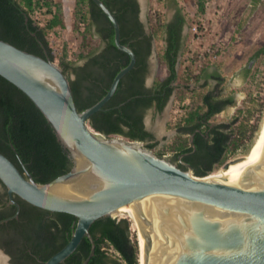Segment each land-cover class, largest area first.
Returning a JSON list of instances; mask_svg holds the SVG:
<instances>
[{"label": "trees", "instance_id": "obj_1", "mask_svg": "<svg viewBox=\"0 0 264 264\" xmlns=\"http://www.w3.org/2000/svg\"><path fill=\"white\" fill-rule=\"evenodd\" d=\"M100 1L114 15L119 25L120 43L132 49L136 62L134 68L119 81L116 91L102 110L89 118V128L106 138L119 136L127 142H143L144 148L152 151L156 142L144 129V117L150 108L160 113L175 90L173 103L179 105L183 115L174 126L167 124V128L174 130L176 135L154 152L156 156L161 158L169 154L180 169L186 170L182 163L187 164L192 168L193 176L205 177L217 171L239 152L247 155L261 124L250 125V117L243 115V109L237 110L236 115L227 123L209 124L213 116L226 107L235 106L233 97H221L216 91L206 90L208 81H215L217 86L223 81L217 69L208 71L210 66H214L210 56L206 55V61L197 74L187 69L186 78L180 80L175 71L179 45L175 44V39H171V33L165 39L166 48L160 49L158 53L159 69L155 82L151 88L145 89L146 60L151 53V40L160 43L163 40V29L167 25L162 16L156 14L153 21L149 20L151 34L145 36L138 22L137 0ZM207 1L192 0L195 20L191 24L198 23L199 18L204 16ZM260 1L253 0L255 4ZM42 9L50 17L42 26H38L31 14ZM63 15L60 1L0 0V40L53 62L54 57L46 37L56 35L66 28ZM73 19V31L80 37L78 54L74 60L65 61L67 54L66 49H63L59 66L69 80L77 111L82 112L106 94L115 75L128 64L129 57L115 47L112 25L92 0H74ZM183 22V19L179 20L180 25ZM92 28L104 43L99 52L92 45ZM184 52L185 49L182 55ZM262 54L264 45L255 52L253 58ZM79 61L83 63L76 65ZM165 67L169 71L167 76L163 74ZM68 72L72 74V79ZM241 74L244 79H248L250 65ZM172 83L176 86L170 87ZM190 84L195 87L190 89ZM0 153L23 173L20 160L39 184L67 173L72 167L67 152L58 143L41 113L23 93L1 77ZM181 155L184 156L179 162L178 157ZM19 204L21 217H27L28 225L37 228L38 236L41 237V243L36 241L34 244L29 239L28 231L22 233V239H17L23 241L22 258L25 264H44L69 241L76 219L67 214L43 212L21 201ZM118 218H101L90 226L89 233L95 249L86 264H139L137 235L135 230V233L131 231V220ZM90 248L89 240L84 237L63 264H83ZM27 249L31 254L26 252ZM17 264H20L18 260Z\"/></svg>", "mask_w": 264, "mask_h": 264}, {"label": "water", "instance_id": "obj_2", "mask_svg": "<svg viewBox=\"0 0 264 264\" xmlns=\"http://www.w3.org/2000/svg\"><path fill=\"white\" fill-rule=\"evenodd\" d=\"M92 2L111 23L114 45L129 62L106 94L82 112L60 66L0 40V77L31 101L72 163L67 173L39 184L20 160L23 173L0 153V183L17 208L14 216L16 196L31 207L76 219L69 241L44 264H63L84 237L91 244L86 264L95 249L90 226L114 218L126 205L136 208L143 264H264V126L247 155L235 156L210 179L193 176L189 165L182 163V170L138 141L91 130L87 121L102 110L136 62L132 49L120 43L114 15L100 0ZM138 2L144 20L147 0Z\"/></svg>", "mask_w": 264, "mask_h": 264}, {"label": "rangeland", "instance_id": "obj_3", "mask_svg": "<svg viewBox=\"0 0 264 264\" xmlns=\"http://www.w3.org/2000/svg\"><path fill=\"white\" fill-rule=\"evenodd\" d=\"M55 1H60L62 4L66 28L59 31L56 35H47L46 40L55 58V64L59 66V57L63 49H66L67 54L65 61L75 59L78 54L80 37L77 32L73 31L74 0ZM213 3L211 0L204 19L208 26L206 40L208 42L213 41V36L215 37L216 35L221 40L219 45L223 43L222 51L225 53L219 55L220 57L213 62L214 66H210L208 71L213 72L217 69V73L223 81L219 86L216 85L215 81H208L206 90L216 91V94L221 97H233L235 106L226 107L221 113L213 116L210 119V123L214 125L227 123L236 115L237 110L243 109V115L250 117V125H260L264 116V54L257 58H253V55L264 45V0H261L258 4H255L253 0H213ZM192 4V0H189V2L188 0H170L168 4L166 0H147V8L144 15L148 20L153 21L156 14H160L162 19L165 20L172 9L178 7L185 17L187 26H189L195 20ZM49 17L45 9L34 11L31 14V18L38 26H42ZM80 28L82 31V27ZM92 32L94 34L92 45L99 52L103 49L104 43L95 35L94 28H92ZM159 44L157 43L154 47L157 49L160 47ZM203 45L204 43L200 46L203 47ZM184 49L186 52V45ZM82 63L83 61H79L76 65H81ZM247 65H250V74L248 79H244L241 72ZM68 73L72 79V74ZM177 76L180 80L186 78L181 70L178 71ZM201 83L202 81L196 85V88ZM194 87L193 84H190L189 88L193 89ZM177 108H180L179 105L172 103L167 111L164 110L162 115H158L153 111L146 113L144 117L145 128L157 140L155 149L151 151L152 153L169 143L173 130L168 129L167 124L171 127L169 118L176 117L177 120L180 119L179 115L181 113L173 114V111ZM139 144L144 148L145 143L139 142ZM239 154L241 152L237 155ZM163 158L169 160L171 157L169 154H165ZM231 160L232 158L229 161ZM222 167L215 172L220 171ZM114 216L119 217L118 219L126 218L116 214ZM131 231L134 232L132 224Z\"/></svg>", "mask_w": 264, "mask_h": 264}, {"label": "flooded vegetation", "instance_id": "obj_4", "mask_svg": "<svg viewBox=\"0 0 264 264\" xmlns=\"http://www.w3.org/2000/svg\"><path fill=\"white\" fill-rule=\"evenodd\" d=\"M137 3L139 7L138 22L142 26L143 34L145 36H150L151 30H150L149 20L146 17H144V20L141 18L140 6H139L138 0H137ZM180 19L184 20V22L181 25L179 23ZM164 23L167 25V27L163 29V33H162L163 40L165 39L167 40L170 34L172 33L173 37L171 36V39L172 38L175 39V44L179 45V51L177 54L176 64H175V71H176V76H177L178 71H179L180 58L182 57V52L184 51V48L186 45L188 26L186 24V20H185V17L183 16L182 11L178 7L173 9V12H171V14L164 20ZM169 27L170 29L172 28V31H170ZM163 40L160 41V44H159L160 47H158L157 49L154 47V51L156 49V52H154L155 53L154 55L152 53V49H153L152 44L154 43V45H156V43L154 42L153 39L151 40V53L146 60V76H145L144 85H143L145 89L151 88L153 86V83L155 82L157 72L159 69L158 53L160 49L163 50L167 46V41L166 40L163 41ZM163 72H164V76L168 75L169 71L167 67L164 68ZM169 86L173 87V86H176V84L172 83V84H169ZM174 92L175 90L173 91V93ZM170 98L168 102L170 101ZM167 104L165 105V107L160 113H156V114L162 115ZM149 111H153L155 113L153 108H150L147 112ZM167 116L169 115L167 114ZM169 120L171 119L169 118ZM143 124H144V121H143ZM209 124H211L210 120H209ZM211 125H214V124H211ZM144 129L146 132H148L152 136L153 142H157L154 135L145 128V125H144ZM175 135H176V132L173 130V134L170 138V141ZM169 161L173 164H176L175 162L172 161V158H170ZM13 201L19 205L17 216H14L17 211V208L9 201V198L6 194V189L0 183V222L7 218L13 217L11 220L7 222L0 223V257L2 259V264H14V262L15 264H17V260L20 264H25V260L24 258H22V254L24 253H21L23 246H24L23 241L22 240L17 241V239L18 240L19 238L22 239V233L24 231H28V233H30L28 234L29 239H32L33 240L32 243L34 244H36L37 242L41 243V240H40L41 237L38 236L37 228L34 229L28 225V218L25 217L24 215L21 217V214H20L21 207L19 204L21 200L17 198L16 196H13ZM43 212H47V211H43ZM45 219H47V216H45ZM36 236H38L39 238ZM26 252L31 254V251L29 249H27Z\"/></svg>", "mask_w": 264, "mask_h": 264}, {"label": "built area", "instance_id": "obj_5", "mask_svg": "<svg viewBox=\"0 0 264 264\" xmlns=\"http://www.w3.org/2000/svg\"><path fill=\"white\" fill-rule=\"evenodd\" d=\"M211 3V0H208L205 4V14L203 17L199 18L198 23L190 24L187 30V40H186V52L183 53L180 58L179 71L181 70L183 76L186 77L187 69L194 70L193 74H197L202 67V64L206 61V55L210 56V61L215 62L220 56L225 52L222 51L223 43L220 44L221 40L218 39L215 35L213 36V41L206 40V32L208 26L205 23L207 7ZM212 4L213 0H212ZM219 41V42H218ZM218 42V43H217ZM204 43L203 47L200 45ZM53 54V53H52ZM55 63V58L54 61ZM177 112L181 113L180 118L183 115L181 108H177L173 111V114ZM179 120L176 117L171 118V125L174 126Z\"/></svg>", "mask_w": 264, "mask_h": 264}, {"label": "bare ground", "instance_id": "obj_6", "mask_svg": "<svg viewBox=\"0 0 264 264\" xmlns=\"http://www.w3.org/2000/svg\"><path fill=\"white\" fill-rule=\"evenodd\" d=\"M264 126V116L260 125V129L258 131V133L256 134L255 139L258 137L259 133L261 132L262 128ZM254 139V141H255ZM223 170V169H221ZM220 170V171H221ZM218 171V172H220ZM218 172L215 173H211L210 175H208L206 177V179H210L212 178L214 175H216ZM136 208L134 205H126L121 207L117 212L113 213L111 216L113 217L115 214L119 215V216H123L126 217L128 219H130L132 221V225L134 227V230L137 233V241L139 244V264H143V242H142V238H141V234H140V229H139V225H138V221H137V216H136ZM0 264H2V259L0 257Z\"/></svg>", "mask_w": 264, "mask_h": 264}, {"label": "crops", "instance_id": "obj_7", "mask_svg": "<svg viewBox=\"0 0 264 264\" xmlns=\"http://www.w3.org/2000/svg\"><path fill=\"white\" fill-rule=\"evenodd\" d=\"M169 1H170V0H166V3L168 4V3H169ZM183 1H185V0H183ZM188 2H189V0H188ZM186 4H187V3H186ZM173 9H175V8H173ZM173 9H172V11H171V12H173ZM171 12H170V14H171ZM170 14H169V15H170ZM169 15H168V16H169Z\"/></svg>", "mask_w": 264, "mask_h": 264}]
</instances>
